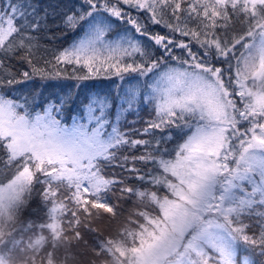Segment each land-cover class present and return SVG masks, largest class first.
<instances>
[{
    "label": "snow or ice",
    "instance_id": "snow-or-ice-1",
    "mask_svg": "<svg viewBox=\"0 0 264 264\" xmlns=\"http://www.w3.org/2000/svg\"><path fill=\"white\" fill-rule=\"evenodd\" d=\"M57 8L0 0V264H264V0ZM53 28L79 36L42 59ZM12 60L30 70L18 78ZM67 65L124 86L90 95L70 123V92L41 110L13 94ZM145 109L135 128L127 117ZM35 195L39 223L24 218ZM105 214L114 234L93 226Z\"/></svg>",
    "mask_w": 264,
    "mask_h": 264
},
{
    "label": "trees",
    "instance_id": "trees-1",
    "mask_svg": "<svg viewBox=\"0 0 264 264\" xmlns=\"http://www.w3.org/2000/svg\"><path fill=\"white\" fill-rule=\"evenodd\" d=\"M43 6L47 7L48 5H59L57 11H66L67 8L71 7L72 4L77 3V0H41ZM151 31L159 32L161 34H167V30L164 29L162 26H152ZM79 36V32H71V31H64L62 29H55L53 28L50 33L42 34L40 43L44 48L41 49L40 53L38 54L42 59L51 60L53 54L61 50L64 47L69 46L73 43V41ZM179 38V37H178ZM195 50V48H194ZM156 51L159 55L160 53ZM177 55L182 54V50H176ZM12 70L17 73L18 78L19 73L23 71H29V66L26 63L20 62L18 60H12L11 62ZM72 65L64 66V71L62 76L59 79H51V80H41L39 77H36L30 81H25L23 83L12 85L11 87L16 91L13 93L14 95H24L29 98V101H32V97L36 96V103L38 105V110H41L43 105H45L49 100H56L58 96H63L67 93H71L73 99L72 102L66 106L64 111V120L65 122L70 123V118L81 108L83 103L87 102V98L90 95L96 93H106L110 91L116 90L118 87H123L124 82L120 81L118 77L111 76L107 77L105 75H99L95 78L85 80V81H78L73 79V72H72ZM86 69H83L77 66V71L75 75H83L86 73ZM126 80L128 77L126 76ZM138 123L134 125L135 128H142L144 127L143 121L150 119V110L145 109L144 111L140 112L139 118L135 115H130L127 117L128 121L137 120ZM126 127L128 125H125ZM159 135V133H157ZM136 138H149V137H136ZM140 150H131L125 151L124 155H139ZM138 167L143 168V165L137 164ZM106 171H113L111 168H106ZM118 171V170H116ZM125 175H129L125 173ZM132 183H136L135 180L131 181ZM133 203L128 202L124 205L125 209H131L133 207ZM127 212H125V215ZM105 214V218H106ZM45 216V209L42 205L41 199L38 195H35L32 201L30 202L28 208L24 212V218L26 220H31L33 222L39 223L44 219ZM104 218L98 220L93 225L98 229L99 232L108 235L109 232H105L100 225V222L103 221ZM107 219V218H106ZM108 225H110L112 233L114 234L116 230L120 227V222L113 220V221H106ZM91 242L93 237L89 235L87 237Z\"/></svg>",
    "mask_w": 264,
    "mask_h": 264
},
{
    "label": "rangeland",
    "instance_id": "rangeland-1",
    "mask_svg": "<svg viewBox=\"0 0 264 264\" xmlns=\"http://www.w3.org/2000/svg\"><path fill=\"white\" fill-rule=\"evenodd\" d=\"M125 205H126V204H125ZM106 221H108V219L104 218L103 221L100 222L101 228H102L105 232H109L108 235H111V234H113V233H112V230H113V229H111L110 225H108V223H107Z\"/></svg>",
    "mask_w": 264,
    "mask_h": 264
}]
</instances>
